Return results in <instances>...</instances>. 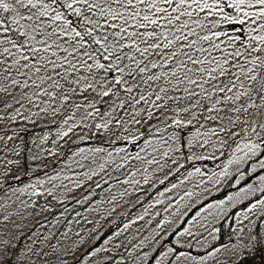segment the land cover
Segmentation results:
<instances>
[{"label": "snow or ice", "instance_id": "1", "mask_svg": "<svg viewBox=\"0 0 264 264\" xmlns=\"http://www.w3.org/2000/svg\"><path fill=\"white\" fill-rule=\"evenodd\" d=\"M9 13L10 15H6ZM184 17L187 19H182ZM197 28L204 34L197 33ZM190 36H195L196 39L189 40ZM184 49H188V51ZM258 51L264 52V0H0V92L11 95L9 91L11 87L29 86L27 80L21 83L14 78L13 70L20 76H27L28 72L36 75L43 71L45 75L37 76L40 83L42 84L46 80L51 81V87L63 89L60 103L71 101L61 116L62 123L66 128L58 131L57 137L59 139L67 137L77 127H86L90 132L93 128L96 130L105 129L110 131L112 135H116V132L109 127V121L92 125L84 124V121L94 117V112L88 109H95V113L100 112V109L96 107L95 97L89 99L84 93H96V96L100 98L114 97L115 100H119V104H116L114 100L113 104L110 105L113 109L125 108L126 105L134 107L141 102L152 108L161 109L166 105L157 103V101L184 99L182 96H168L169 87H159L145 93L143 86L150 88L151 82H158L162 79L171 89L177 91H180L179 86L183 85L182 91L187 94L189 99L197 96L211 99L216 93L224 94L222 98L217 96L211 107L205 109L209 113L219 112L221 109L217 108L216 105L227 102L235 103L241 96L248 95V89L243 92H236L231 96L227 95L237 87L236 82L232 79L233 75L237 74L230 71L232 68H240L241 71L238 75L244 76L247 80L255 81L256 90L264 92V71L260 73L259 78L255 74L257 68L264 70V57L253 56L251 59H245L244 64L254 66L247 69L239 59L250 57L252 53ZM57 52L63 53V55H57ZM193 52L199 55L194 56ZM47 54L56 59H50ZM137 56L140 58L138 59ZM157 68H167L168 70L158 73L152 71ZM98 73L103 75H97ZM221 77L225 78L221 83H212L213 81H220ZM62 81L64 83H61ZM32 83L36 84V81L33 80ZM64 84H67L66 88ZM205 85L209 87L206 88ZM193 87L198 91H194ZM240 87H244L243 82L240 83ZM134 88L141 89L138 96L131 95ZM121 90L129 94L127 99H120L119 92ZM40 92L47 95L50 100L56 99L54 93L48 89L41 88ZM40 92H36L34 95L39 96ZM73 96L80 97L84 104L72 100ZM153 96L155 99H152ZM22 99L31 101V97H22ZM260 99L264 102V96H261ZM14 103L18 104L20 100L15 98L11 102L4 100L3 106L4 108H12ZM47 103L46 101L45 104L47 105ZM199 104L200 101L197 100L193 107ZM49 107L51 106L49 105ZM81 107H84L81 119L70 123L74 121L75 112L73 111L72 115H69V111L79 110ZM249 107L258 108L260 106L252 104ZM14 111L13 120L16 116L21 115L20 109ZM40 111L46 112L48 107L41 108ZM144 111H147L149 118L154 115L153 111L147 109ZM177 111L188 112L189 108L177 109ZM233 111L247 112L248 108L237 107ZM59 112V108L51 107L53 116ZM103 115L110 116L111 114L104 113ZM131 115V121L117 119L115 124L128 130L127 125L129 123L141 124L143 122L142 119H136L140 112ZM192 115L195 117L196 113H192ZM217 118L227 119L229 125L236 123L231 117L213 115L205 117L206 120ZM0 119H4V117H0ZM238 119L239 117H237ZM171 123L176 128H182L185 123L190 124L191 121L184 122L173 119ZM252 124L255 126L252 127L251 133L245 131V136L254 134L259 137L261 133L256 131V127L264 130V122L256 125V121H252ZM210 131L213 135L217 134L215 129ZM219 131L224 132L226 128L222 126ZM95 134L97 133H93V135ZM204 135L207 136L208 133ZM199 136L200 133L197 132L193 141L189 142V147L199 145L203 148L208 143L207 140L200 143ZM170 138L178 139L179 137L173 133ZM7 139L11 140L12 137L9 136ZM43 139L46 140L47 137ZM124 139L127 142L135 143L139 137L133 135L124 137ZM144 143L148 147L152 142L145 140ZM221 143L225 142L221 141ZM261 144H264V139H261L259 143L249 140L247 143L238 145L234 150V158L230 159L228 164L243 162L249 155L256 156ZM144 150L141 148L140 151L143 152ZM94 151L99 152L103 149H95ZM116 151L121 152L124 149H116ZM172 151L173 149L169 147L163 151L162 157L171 158L170 152ZM175 151H180V149L176 148ZM236 152H244V156L237 157L235 156ZM47 155L52 156L55 153L49 149ZM108 156L111 157L112 153H108ZM191 158L185 157V159ZM121 159L127 160L128 157ZM132 159L141 160L148 165L155 163L161 169L165 166L155 157L144 160L140 153H137ZM31 161L33 164L39 161V165L46 167L39 153H33ZM172 162L175 164L176 160L173 159ZM6 163L12 164L13 161L8 160ZM124 166V163H121L117 167L123 168ZM103 168L104 165H100V169L103 170ZM257 168L264 170V160H259L258 164L253 165L251 172L255 173ZM34 170L41 171L42 168L37 166ZM90 171L91 175L97 174L93 170ZM197 175L204 176L205 173L201 172L200 168H196L193 172L188 173L186 179ZM228 175L227 165H225L222 171L213 173L207 177V180L219 184L220 178ZM243 178L244 173H240V179H236L235 184L240 185ZM12 179L19 180L20 177H12ZM58 179H60L59 175L47 176L48 183ZM256 180L260 185H264V175H257ZM118 182L133 185L140 183L136 180ZM143 182L147 184L149 176H144ZM204 182L201 180L198 183ZM160 183H164V181H160ZM3 184L4 181H0V187ZM44 184L45 180L36 179L35 183L24 188L14 189V191L24 193L31 189V196L47 194L53 200H57L58 203H63L53 192L57 185L52 183L51 189L44 188L43 191H40L39 188H43ZM80 186V183L75 184L77 188ZM96 187L101 188V184L97 183ZM171 187L175 189L177 185L172 184ZM68 191H72V189H68ZM127 191L125 189V192L120 193V196L125 195ZM167 191H171V189L166 188L159 193V196L163 197ZM257 192L260 195L256 196L255 202L248 199L250 195H255ZM184 195L190 197L193 193L185 192ZM116 199L117 197L114 195L106 202L111 204ZM245 200L248 201V204L245 205L246 212L242 214V219H248V215L254 213L258 208L264 209V187L257 189L254 183H248L246 188H238L226 200L222 199L215 204H206L192 217V222H198L197 218L203 212H207L208 215H216L223 211L226 203H243ZM75 202L76 204L85 202L91 204V196H84L82 200L78 199ZM162 202L161 200L156 201V203ZM103 203L105 201L101 199L96 202L95 206L91 207V211L97 214L104 213L102 219L115 211V207L110 210L100 207L99 205ZM34 204L35 201H33ZM28 206L30 205H25V207ZM0 210H3L2 206H0ZM41 211L53 212L54 209L46 200L45 205L41 206ZM67 211L68 208L65 207L64 212ZM63 214L60 212L56 215L53 223H58ZM147 214L148 210L145 209L143 214L124 223L123 227L116 231L113 236L119 237L132 224L138 220H143ZM8 215L3 217V221L8 220ZM75 216L80 217L81 213L76 211ZM259 217L262 222L261 225H257L255 221H250L257 232L254 235L250 234L248 243L232 245L231 248L227 246L216 247L208 251L206 255L197 256L181 251L182 245L177 242H174L175 246L167 247L166 250H164L165 245L160 243L159 248L153 247L149 253L143 251L145 240L132 245L127 255L119 251L113 254L112 248L107 246L113 237H108L99 246L93 244L79 252V255H77L79 248L76 245L66 246L61 250L52 244L44 245L45 248H51V252L34 251L32 246L28 245L26 250L16 254L8 251V248L15 247L14 245L3 242V246H0V264H24L26 259L29 264H35L28 253L42 258L51 257L57 252L61 254L56 256L55 264H128L130 257L131 264H206L210 259L215 260V264H221L217 255L222 250L227 254L229 260L233 256L235 257L234 264H242V261L251 259L256 251L264 249V212L260 213ZM66 222L71 223V221ZM86 222L93 223V221L87 220ZM76 223H80V220L77 219ZM162 224L163 222H158L157 227H162ZM185 234L192 235L187 228L178 235L183 236ZM33 235L39 234L33 233ZM76 235L80 236V233L77 232ZM156 235L158 236L159 233ZM50 238V236H45L44 240L47 241ZM213 239L215 240L216 237L213 236ZM84 242V237L81 236L78 244L82 245ZM35 243L36 241L33 240V244ZM73 247L76 248V251L72 250ZM112 247L119 250L124 245L115 243ZM237 247L243 251H236Z\"/></svg>", "mask_w": 264, "mask_h": 264}, {"label": "rangeland", "instance_id": "2", "mask_svg": "<svg viewBox=\"0 0 264 264\" xmlns=\"http://www.w3.org/2000/svg\"><path fill=\"white\" fill-rule=\"evenodd\" d=\"M6 15H10V13ZM47 55L50 59H56L50 54ZM57 55H63V53L57 52ZM213 55H216V53H213ZM253 56L264 57V52L258 51L252 53L250 57L239 58L241 64H244L245 59H251ZM137 58L140 57L137 56ZM244 67L247 69L254 66L244 64ZM167 70V68H157L152 71L158 73ZM24 71L27 72V70ZM230 71L237 74L232 77L237 87L227 95L231 96L236 92H243L245 89H248V95L241 96L235 103L227 102L216 105L217 108L221 109L219 112L209 113L205 109L211 107L217 96L222 98L224 94L216 93L211 99L204 96L189 99L187 94L182 91L183 85H180L181 90L177 91L171 89L162 79L158 82H151L150 88L143 86L145 93L159 87H169L168 96H182L184 99L157 101V103L166 105L161 109L152 108L143 102L136 104L134 107L126 105L125 108L113 109L110 105L113 104L114 97L100 98L96 96V93H84L89 99L95 97L96 107L100 109L99 113H95V109H88L94 112V117L84 121V124L92 125L109 121V127L116 132V135H112L110 131L105 129L96 130L93 128L90 132L86 127H77L67 137L59 139L57 137L58 131L66 128L62 123L61 116L71 101L60 103L63 89L51 87V81L46 80L44 83H40L37 76L45 75L43 71L36 75L28 72L27 76H20L13 70L14 78L21 83L27 80L29 86L20 87L17 85L11 87L9 89L11 95L0 92V103H2L0 117H4V119H0V138H3L0 139V181H4L3 186L0 187V206L3 208V210H0V246H3V242H7L9 245L15 246L9 247L8 251L19 254L21 251L26 250L28 245H31L34 251L47 252H51L52 249L45 248L44 245L46 244L55 245L57 249L61 250L66 246L76 245L79 248V251H77V255H79V252L91 246L103 231L111 225L114 226V229L105 239L113 237L111 243L107 245L112 248L113 254L119 251L127 255V252L131 250V246L139 244L141 240H145L143 248L145 252L151 253L153 247H160V243L165 245L164 250H166L167 247L175 246L174 242H177L182 245L181 251L197 256L206 255L208 251L216 247L227 246L231 248L232 245L248 243L250 234H253L250 221L256 222L259 214L264 212V209L258 208L254 213L248 215V219H242V214L246 212L247 200L243 203H226L223 211L216 215H208L207 212H203L197 218L198 222H192V217L206 204H215L222 199L226 200L238 188H246L248 183H254L257 189L264 187L256 180L257 175H264V170L257 168L255 173L251 172L253 165L258 164L259 160H264V144H261L256 156L249 155L243 162L228 164V161L234 158V150L238 145L247 143L249 140L259 143L261 139H264V130L259 127H256V131L261 133L259 137L254 134L245 136V131L251 133L252 127L255 126L252 121H256V125L264 122V102L260 99L261 96H264V92L256 90L255 81L247 80L244 76L238 75L241 71L240 68H232ZM262 71L264 70L255 69L258 78ZM97 75L102 76L103 74L98 73ZM29 77L31 78L29 79ZM224 79V77H221L220 81H213L212 83H221ZM33 80L36 81V84L32 83ZM241 82H243V88L240 87ZM64 87L66 88L67 84H64ZM205 87L209 86L205 85ZM41 88L53 92L56 99L50 100L47 95L40 92ZM193 90L198 91L194 87ZM140 91V88H134L131 95L138 96ZM36 92H40V95L35 96L34 93ZM128 95L123 90L119 92L120 99H127ZM161 95L164 94L161 93ZM22 97H31V101L22 99ZM13 98L20 100V103H14L12 108H4L3 101L8 100L11 102ZM152 99H155V97L153 96ZM72 100L84 104V101L78 96H73ZM197 100L200 101V104L193 107ZM46 101L48 102L47 105L45 104ZM115 103L119 104V100H115ZM252 104L260 107H249ZM49 105L59 108L60 112L53 116ZM45 107H48V111L41 112L40 109ZM237 107H247L248 111H233ZM183 108H189V111H177V109ZM15 109H20L21 115L16 116L13 120L12 116L15 115ZM146 109L154 112L151 118L148 117L147 111H144ZM73 111L75 112V118L70 123L81 119L84 107L79 110L73 109L68 114L72 115ZM135 112H140L136 119H142L141 124L129 123L127 125L128 130L115 124L117 119L131 121V114ZM104 113H110L111 115H103ZM192 113H196L195 117ZM209 115L231 117L236 123L229 125L227 119L219 118L206 120L205 117ZM237 117H239L238 120ZM173 119L184 122L191 121V123H185L184 127L176 128L171 123ZM57 121H59L58 126L53 132L44 134L47 139H43V146L39 152L46 167L39 165V161L33 164L31 158L24 161L20 156V150H22L20 143L24 137L23 133L41 125L54 124ZM222 126L226 128V131H219ZM212 129L216 130V135L211 133L210 130ZM197 132L200 133L198 138L200 143L205 140L208 141L203 148L199 145L189 147V142L193 141ZM93 133L97 134L93 135ZM173 133L179 138L171 139ZM205 133H208V135H204ZM133 135L139 137L135 143L127 142L124 139V137ZM9 136L12 137L11 140L7 139ZM35 136L36 133L32 135L33 138ZM145 140L151 141V145L146 147ZM221 141L225 143H221ZM75 142L77 143L74 144ZM169 147L173 149L170 152L171 158L162 157L163 151ZM121 148L124 151H116V149ZM141 148L145 150L141 152ZM176 148H179L180 151H175ZM49 149L55 155L48 156ZM95 149H103V151L97 152L94 151ZM81 150L83 151L81 152ZM108 153H112V156L109 157ZM137 153H140L144 160L155 157L165 166L161 169L155 163L148 165L141 160L132 159ZM235 156H244V152H236ZM122 157H128V159L122 160ZM185 157L192 158L185 159ZM173 159L176 160L175 164L172 162ZM8 160L13 161V163L7 164L6 161ZM249 160H251L250 163L247 162ZM121 163H124L125 166L123 168L117 167ZM100 165H104L103 170L100 169ZM225 165H227L229 175L220 178L219 184L207 180L208 176L222 171ZM37 166H40L42 170L35 171L34 169ZM196 168H200L205 175H197L186 179L188 173L193 172ZM90 170L95 171L97 174L91 175ZM240 173H244V178L241 180L240 185H236L235 180L240 179ZM55 175H59L60 179L52 182L57 185L53 192L63 203H58L57 200H53L47 194L31 196V189L24 193L14 191V189L24 188L35 183L36 179L45 180L43 188H39L40 191H43L44 188L51 189L52 183L47 182V176ZM90 175L91 178L89 179ZM146 175L149 176L147 184L143 182V177ZM16 176H19L20 179H12ZM229 179L231 181V191L220 199L214 198ZM124 180H136L140 183L133 185L118 182ZM201 180L205 182L199 184L198 182ZM160 181H164V183H160ZM77 183L81 184L78 188L75 187ZM97 183L101 184V188L96 187ZM172 184H176L177 187L172 189ZM166 188L171 189V191L165 192L163 197L159 196V193ZM68 189H72V191H68ZM125 189L128 190L127 193L120 196V193L125 192ZM185 192H191L193 195L190 197L185 196ZM114 195L117 199L111 204L107 203L106 201ZM259 195L260 193L257 192L255 195H250L248 199L255 202L256 196ZM84 196H91V204L88 202L76 204L75 201L82 200ZM101 199L105 201V203L99 205L103 209L110 210L115 207V211H112L104 219L101 218L104 213L97 214L91 211V207L95 206L96 202ZM46 200L53 206V212L41 211V206L45 205ZM157 200L163 202L156 203ZM33 201H35L34 205ZM25 205L30 206L25 207ZM238 206L242 207L237 208ZM65 207L68 208L67 212H64ZM235 208L237 209L231 214V210ZM145 209L148 210V214L144 216L143 220H138L132 224L119 237L113 236L116 231L123 227L124 223L134 219L137 215L143 214ZM76 211L81 213L80 217L75 216ZM60 212L64 213L63 216H60L58 223H53L55 216ZM9 213L10 215H8ZM5 215H8L7 221H3ZM224 218L225 226L229 225L230 221L232 223L230 236L228 237L230 240L223 245L212 246L219 239L217 223ZM77 219L80 220V223H76ZM86 220L93 221V223H87ZM66 221H71V223ZM158 222H163L162 227H157ZM185 228L191 231V236L188 234L178 235ZM77 232L80 233V236L76 235ZM33 233L39 235L34 236ZM64 233H67V235H64ZM156 233H159V235L157 236ZM45 236L51 238L45 241ZM81 236L84 237L85 242L79 245L78 242ZM213 236L216 237L215 240ZM33 240L36 241L35 244H33ZM103 242L104 239L97 246ZM115 243H122L124 247L117 250L112 247ZM72 250L76 251V248L73 247ZM236 251L241 252L243 250L237 247ZM60 254V252H57L51 257L41 258L28 253V256L35 261V264H55L56 256ZM217 259L221 264H234L235 262V257L233 256L229 260L223 250L217 255ZM24 264H29V261L26 259ZM128 264H131V257ZM206 264H215V260L210 259ZM243 264L245 263L243 262Z\"/></svg>", "mask_w": 264, "mask_h": 264}, {"label": "trees", "instance_id": "3", "mask_svg": "<svg viewBox=\"0 0 264 264\" xmlns=\"http://www.w3.org/2000/svg\"><path fill=\"white\" fill-rule=\"evenodd\" d=\"M182 19H187L186 17L182 18ZM193 19H195V17H193ZM117 23H119L117 21ZM192 27H195L194 25H192ZM186 31V30H185ZM197 33L203 35L204 33L200 32V29L197 28L196 29ZM255 34V33H254ZM196 37L195 36H190L189 40H195ZM206 46V44H205ZM185 51H188V49H184ZM194 56L199 55L196 52L192 53ZM2 105V103H0V106ZM59 121L55 122L54 124L51 125H41L38 126L37 128L30 130V131H25L23 133V139L21 140L20 145H22L20 150V156L24 159V161H28L33 153H39L40 149L43 146V138H44V134L48 133H52L53 130L58 126ZM36 133V136L33 138L32 135ZM77 142H75L74 144H76ZM248 163L251 162V160L247 161ZM230 179L224 184L223 188L214 196V198H222L224 197L229 191H231V187H230ZM200 205V204H199ZM242 206H238L237 208H240ZM232 209L231 210V214L237 209ZM192 213V212H191ZM260 217L256 220V224L260 225ZM217 226L219 227V239L217 242H215L212 246L215 245H223L225 243H227L230 238L228 239V237L230 236V230L232 227V223L230 221L229 225L225 226V218L221 219L218 223ZM114 229V226L111 225L109 226L107 229H105L103 231V233L100 235V237L93 243L96 246L100 243V241H102L103 239H105L107 237V235ZM253 231V235L257 232V229L253 227L252 229ZM171 238V237H170ZM92 244V245H93ZM91 245V246H92ZM90 247V246H89ZM88 247V248H89ZM245 264H264V249H260L258 251H256L253 254V257L249 260L246 261H242Z\"/></svg>", "mask_w": 264, "mask_h": 264}]
</instances>
